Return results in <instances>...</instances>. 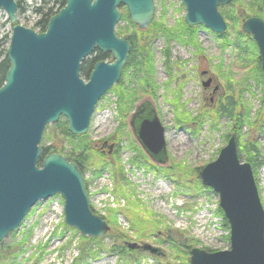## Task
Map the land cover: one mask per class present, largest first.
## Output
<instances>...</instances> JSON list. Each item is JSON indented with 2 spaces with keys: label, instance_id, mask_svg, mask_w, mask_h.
<instances>
[{
  "label": "rangeland",
  "instance_id": "rangeland-1",
  "mask_svg": "<svg viewBox=\"0 0 264 264\" xmlns=\"http://www.w3.org/2000/svg\"><path fill=\"white\" fill-rule=\"evenodd\" d=\"M16 1L21 6L17 24L40 32L38 23L50 10L56 12L63 0ZM248 2L233 0L219 8L227 24L224 34L204 25L189 26L181 0H154L155 15L146 29L121 17L116 34L132 37L138 62L140 53L146 57L150 54L152 61L145 58L138 66L129 67L128 61L120 81L97 103L87 134L66 138L57 126L60 121L45 128L42 149L55 145L67 157L78 147L81 153L82 144L89 146L84 178L95 213L106 217L111 209H121L108 234L89 237L99 245H94V256L86 264H181L171 240L190 242V249L191 243L196 242L194 247L209 252L228 250L229 224L228 228L224 225L218 212L219 196L202 184L200 171L217 159L232 134L238 138V153L239 134L243 141L257 139L260 160L254 175L264 207V126L244 124L238 133L239 120L219 115L217 106L227 92L243 89V102L250 109L252 122L257 120L264 103V79L252 71V62L247 67L238 61L237 52L230 45L235 36L233 23L224 15L245 13ZM120 10L122 16L126 15V8ZM235 24L253 37L242 30V18ZM13 26L6 12L0 11V52H4L5 58ZM109 60L113 61L112 56ZM208 78H212V85L204 88L203 82ZM215 88H218L216 92ZM121 93L126 98L121 99ZM175 97L179 99L177 106L171 102ZM147 103L165 128L166 163L155 162L145 153L130 125L134 112ZM105 142L108 146L115 145L111 155L108 146L102 151ZM115 156L122 168L117 173ZM240 159L245 161L244 156ZM174 167L177 174L172 170ZM134 212L140 222L136 228L129 219ZM117 230L124 232L126 243H148L160 250V256L138 252L122 258L113 251ZM82 236L85 235L65 223L64 201L61 196H55L38 202L20 227L4 238L0 243V258L12 249L13 255L1 261H12L11 256H15L16 264H76ZM188 257L190 261L189 254Z\"/></svg>",
  "mask_w": 264,
  "mask_h": 264
},
{
  "label": "water",
  "instance_id": "water-1",
  "mask_svg": "<svg viewBox=\"0 0 264 264\" xmlns=\"http://www.w3.org/2000/svg\"><path fill=\"white\" fill-rule=\"evenodd\" d=\"M52 16L46 31L17 23L16 0H0L13 33L6 53L10 68L0 88V243L25 220L41 200L57 194L64 199L65 223L81 234L104 237L108 223L90 207L85 178L80 168L64 155L43 159L40 146L47 125L61 117L74 136L87 134L99 100L120 81L131 44L116 34L121 6L130 20L146 29L155 15L154 0H65ZM233 0H181L189 26L204 25L224 34L227 24L219 12ZM16 24V25H15ZM242 30L253 36L264 72V21L250 17ZM95 49L111 54L113 61L97 62L89 80L81 65ZM212 78L203 82L209 88ZM218 88H215L214 92ZM130 125L146 154L155 162L168 160L165 128L150 105L134 112ZM107 143L104 144V147ZM114 146H109L111 154ZM202 184L219 196V205L230 228V248L208 252L189 250L191 264H264V207L253 167L241 161L238 138L232 134L217 159L200 171ZM134 250L160 255L148 243H129Z\"/></svg>",
  "mask_w": 264,
  "mask_h": 264
},
{
  "label": "trees",
  "instance_id": "trees-1",
  "mask_svg": "<svg viewBox=\"0 0 264 264\" xmlns=\"http://www.w3.org/2000/svg\"><path fill=\"white\" fill-rule=\"evenodd\" d=\"M54 1L57 2V0H54ZM65 5H66V1L63 0L61 3V7L56 12H53L50 10V14L49 13L46 14L47 17L43 19L42 22L38 23L39 26L37 27H40L39 33L45 32L48 22L50 18L52 17V15H55ZM247 6L248 8L245 13L230 12L229 16L223 13L225 17H227L233 23V29L235 30V36H234L233 41H231L230 45L237 52L238 61L240 62V64L248 67L249 66L248 64L252 62L253 63L252 71L256 73L258 72L260 76L262 77V79H264V72L261 70V55H260L256 42L254 41L253 37L246 35L242 31L237 29L236 28L237 24H235L241 18L243 19V22L250 17L264 18V0H249V2L247 3ZM18 8L19 9L21 8L19 2H18ZM127 13L128 11L126 9V15L122 16V19H125L126 17L130 21L129 15ZM183 27H185V25ZM182 32L184 33V31ZM186 32L188 33V31ZM223 38L225 39L226 37H223ZM127 39L129 40L132 46L131 53L129 55L128 67L131 64H135L136 66H138L145 58L146 59L148 58V60L152 61V58H151L152 56L150 54L147 55L146 57L144 53H140V61L138 62L137 57H136V53H137L136 44L133 42L131 36L128 37ZM4 55H5L4 52H0V88L4 85L6 74L10 68V62L5 58ZM109 59H111V54H105L98 49L94 50L91 56L83 62L81 66V75L85 79H89L90 74L95 64L97 62L107 61ZM150 68L154 74V66L151 63H150ZM249 75H251V72L248 74V76ZM242 90L238 89L233 92H227L225 95H223L220 98V101L218 102V105H217L219 115L228 117L230 119H234L236 121L239 120V123L237 126L238 133H240V130L244 124H249L251 126H257V125L263 124L264 126V103L261 109L258 111L259 115L257 117V120L250 122V118H251L250 109H248V107L243 102V96H242L243 91ZM120 98L121 99L126 98V95L124 93H121ZM57 126L61 128V131L64 137L73 139L74 135H72L68 131L67 121L60 120ZM239 137H240L239 155L244 156L245 161L249 162L253 166L254 174L256 175L257 161L260 160V148L258 146L257 139L253 140L252 138H249L246 141H243L242 136L240 134H239ZM82 147L83 148L80 151L81 153H79L78 151V149H80L81 147H78L77 150H74L72 151L71 154L67 155V159L71 162L76 163L84 174V165L87 162L88 151L90 150V148L87 144H82ZM135 149H136V146H135ZM42 150H43L42 157L39 160L40 165H42L43 159L49 154H53V153L64 154V150L55 145L45 147ZM113 159H114L115 173H117V171L122 170V168L120 167L116 156L113 157ZM172 170L175 172V174H177L176 167H174V169ZM119 177H123V176L120 175ZM119 194H120V191H119ZM119 211H121V209L119 208L111 209L109 214L106 217L102 216V218L107 221L109 226L110 224L114 225L113 222L114 220L117 219V214H119L118 213ZM93 212L95 213L94 210ZM218 212L221 215V217L224 219L223 220L224 225L228 228V224L220 208H218ZM129 219L131 220V224L133 228H136L137 222L140 224L139 218L137 217L136 212H134L133 216L132 217L130 216ZM138 226L139 225H137V227ZM117 232L118 233L115 234V237H114V240L116 239L117 243L115 244V246H113V251L117 252V254L120 255L122 258L131 257L132 255L139 254L138 252L140 251L130 248L128 244L124 241V239H126L125 235L123 234L124 232L123 233L119 232V230H117ZM80 240L81 241L78 244L79 254L76 257V264H86L87 260L92 259L94 256L92 254V251H94V245L98 246L99 244H98V241H95L86 236H82ZM171 241L174 242L175 244V247H176L175 251L177 254L176 256L178 257V260L181 261V264H190L189 257H188L189 249H190L189 248L190 242H180V241L175 242L174 240H171ZM25 242L26 241H22L23 244ZM195 243L194 242L191 243V246H192L191 248L195 246ZM8 255H13L12 249L11 250L9 249V251L7 252V256L3 255V257L0 258V264H16L15 262L17 258H15V256H11L13 258L12 261H7V260L1 261L2 259L8 257Z\"/></svg>",
  "mask_w": 264,
  "mask_h": 264
},
{
  "label": "bare ground",
  "instance_id": "bare-ground-1",
  "mask_svg": "<svg viewBox=\"0 0 264 264\" xmlns=\"http://www.w3.org/2000/svg\"><path fill=\"white\" fill-rule=\"evenodd\" d=\"M154 74H155V68H154ZM168 84V83H167ZM166 84V85H167ZM169 88V87H168ZM171 102H172V104L174 105V106H177L178 104H179V99L177 98V97H175V98H173L172 100H171ZM77 165V164H76ZM78 166V165H77ZM79 167V166H78ZM80 168V167H79ZM81 170V169H80Z\"/></svg>",
  "mask_w": 264,
  "mask_h": 264
}]
</instances>
